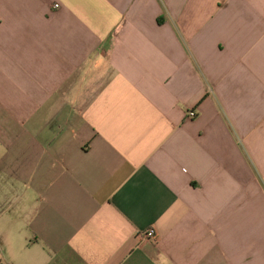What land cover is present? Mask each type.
<instances>
[{
    "label": "crops",
    "instance_id": "0c3cea01",
    "mask_svg": "<svg viewBox=\"0 0 264 264\" xmlns=\"http://www.w3.org/2000/svg\"><path fill=\"white\" fill-rule=\"evenodd\" d=\"M0 264H264V0H0Z\"/></svg>",
    "mask_w": 264,
    "mask_h": 264
},
{
    "label": "built area",
    "instance_id": "2783aa9c",
    "mask_svg": "<svg viewBox=\"0 0 264 264\" xmlns=\"http://www.w3.org/2000/svg\"><path fill=\"white\" fill-rule=\"evenodd\" d=\"M56 7H59V5H56ZM188 117L191 119H194L196 117V113L195 111H191L188 113ZM143 237L148 238L150 240H156L157 238V233L154 229H150L147 232H145L144 234H142Z\"/></svg>",
    "mask_w": 264,
    "mask_h": 264
}]
</instances>
